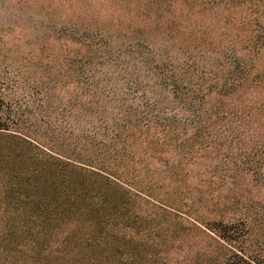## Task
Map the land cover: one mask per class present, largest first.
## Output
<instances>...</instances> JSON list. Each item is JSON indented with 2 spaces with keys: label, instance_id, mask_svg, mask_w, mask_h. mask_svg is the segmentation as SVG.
I'll list each match as a JSON object with an SVG mask.
<instances>
[{
  "label": "trees",
  "instance_id": "16d2710c",
  "mask_svg": "<svg viewBox=\"0 0 264 264\" xmlns=\"http://www.w3.org/2000/svg\"><path fill=\"white\" fill-rule=\"evenodd\" d=\"M78 19L0 0V264H264V0Z\"/></svg>",
  "mask_w": 264,
  "mask_h": 264
},
{
  "label": "rangeland",
  "instance_id": "374dc122",
  "mask_svg": "<svg viewBox=\"0 0 264 264\" xmlns=\"http://www.w3.org/2000/svg\"><path fill=\"white\" fill-rule=\"evenodd\" d=\"M6 3L10 2L11 5L23 7L31 11L38 18H45L47 21H55L59 24H62L66 21L71 20H80L78 18H92L93 20L104 21L106 17L114 14V11L117 6H125L128 0H5ZM137 2L138 0H134ZM124 4V5H123ZM23 21H18L16 18H11L10 20H5L1 25L8 26L10 28H16V32L10 37H22L24 42H28L31 39L27 37L26 30L28 28L19 27L22 25ZM22 35V36H21ZM160 43V41L158 42ZM8 45H11V42H8ZM28 50L34 47H24ZM39 48V47H36ZM23 50V49H22ZM24 50V51H26ZM44 128L39 130V134L43 133ZM49 135V132L47 133ZM246 190H236V195L238 197L246 198H256L252 191L251 194L247 193ZM257 220V225L260 226L258 233L261 234L258 241L254 243L255 252H260L264 256V210L254 211L251 213ZM253 246V245H252Z\"/></svg>",
  "mask_w": 264,
  "mask_h": 264
}]
</instances>
